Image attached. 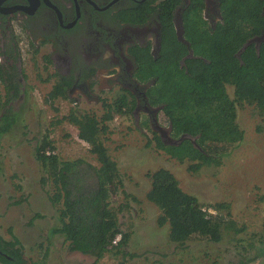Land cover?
Listing matches in <instances>:
<instances>
[{"label":"trees","instance_id":"obj_1","mask_svg":"<svg viewBox=\"0 0 264 264\" xmlns=\"http://www.w3.org/2000/svg\"><path fill=\"white\" fill-rule=\"evenodd\" d=\"M262 4L259 0H222L224 25L213 35L201 34L203 28L198 29L197 23L202 21L191 19L194 26L187 29L191 42L196 52L209 61L189 60V74L179 69V58L173 56L174 52L165 53L160 61H155L158 85L152 96H155V105L163 109L161 118L171 122L174 139L182 135L194 139H184L178 145L166 144L155 131V147L181 163L188 161L191 172L221 167L231 149L244 141L245 131L238 122L240 109L252 107L264 118V43L259 55L250 46L241 59L235 56L250 38L264 29ZM167 18L162 20L169 22ZM140 65L141 72L144 68L143 73L148 72L151 78L153 61L148 59ZM230 88H233L231 94ZM49 96L46 102L67 97L55 91ZM17 98L19 94H14L3 102L0 95V136L11 132L17 124L20 112L15 110ZM106 107L101 112L72 110L63 118L76 126L79 138L90 145V153L98 163L92 168L95 187L84 182L88 170L81 169V161H64L58 155L47 154L48 149H55L48 137L37 145L35 157L46 175L42 185L49 188V201L57 210L50 236L62 239L70 252L91 256L97 261L112 255L118 258V264H133L134 255L126 250L130 235L123 233L120 215L130 209L135 197L125 191L119 164L107 147L112 133L110 123L117 116L129 114L131 109L123 99L113 100L112 104L106 101ZM142 126L151 131L149 125ZM148 143L153 142L148 138ZM147 177L151 181L147 199L161 211L158 223L169 227L174 244L184 245L195 239L219 244L228 238L234 240L231 235L225 238L231 230L235 234L243 233V229L221 214L226 205H211L216 214H210L198 197L183 191L167 168L150 171ZM118 194L125 199L120 204L115 201ZM262 227L260 240L264 243V221ZM10 235L6 238L0 228V264H50V239L49 244L40 245L39 257H35L27 253L18 236L12 231ZM119 235L121 241L114 244Z\"/></svg>","mask_w":264,"mask_h":264},{"label":"rangeland","instance_id":"obj_2","mask_svg":"<svg viewBox=\"0 0 264 264\" xmlns=\"http://www.w3.org/2000/svg\"><path fill=\"white\" fill-rule=\"evenodd\" d=\"M25 58L27 95L17 106V124L0 136L1 232L9 239L12 231L35 257H39L41 244L50 243V264H118L112 255L97 261L70 252L62 239L50 236L57 210L49 201V188L42 185L46 175L35 157L37 145L48 137L55 147L48 151L64 161H81V169L88 170L84 182L89 186L96 185L92 168L98 163L90 145L79 138L77 127L63 119L69 106L62 100L46 102L52 82L37 78L30 59ZM232 91L230 88V94ZM95 105L96 101L82 102L78 109L97 110ZM160 121L167 125L166 119ZM238 122L245 131L244 141L231 149L221 167H206L198 173L189 170L188 161L181 163L158 150L154 142L149 144L146 137L151 132L136 128L131 119L118 118L110 123L107 147L119 164L125 191L135 197L130 209L120 215L122 231L130 235L126 250L134 255L133 264H264V243L260 240L264 221V118L246 106L238 112ZM159 168L170 170L183 191L198 197L204 210L214 211L212 215L216 212L211 205H226L221 214L243 233L231 230L225 238L231 235L234 240L228 238L219 244L198 239L174 244L169 227L158 223L161 211L147 199L151 189L147 174ZM124 200V195H116V204Z\"/></svg>","mask_w":264,"mask_h":264},{"label":"flooded vegetation","instance_id":"obj_3","mask_svg":"<svg viewBox=\"0 0 264 264\" xmlns=\"http://www.w3.org/2000/svg\"><path fill=\"white\" fill-rule=\"evenodd\" d=\"M259 1L264 16V0ZM165 16L169 22L162 20ZM191 19L202 21L197 23L198 29L203 28L201 34L213 35L224 25L222 0H0L2 101L19 94L16 110L27 95L28 57L36 77L52 82L47 99L53 91L65 93L66 98L51 101H65L69 113L86 112L78 109L82 102L96 101V111L101 112L106 101L123 99L131 112L115 119H131L139 129L149 125L152 142L155 131L164 143L183 136L194 141L189 135L174 139L171 122L161 123L163 109L152 96L158 85L155 61L163 54L174 52L186 74L189 60L209 61L194 49L187 30L194 26ZM263 35L264 29L235 56L241 59L250 46L259 55L264 39H258ZM148 59L153 61L151 78L140 70Z\"/></svg>","mask_w":264,"mask_h":264},{"label":"water","instance_id":"obj_4","mask_svg":"<svg viewBox=\"0 0 264 264\" xmlns=\"http://www.w3.org/2000/svg\"><path fill=\"white\" fill-rule=\"evenodd\" d=\"M264 39V35L258 39V42L262 41ZM186 137L183 136L180 140H175V141H171V143H166V144H179L181 142V140H184Z\"/></svg>","mask_w":264,"mask_h":264},{"label":"built area","instance_id":"obj_5","mask_svg":"<svg viewBox=\"0 0 264 264\" xmlns=\"http://www.w3.org/2000/svg\"><path fill=\"white\" fill-rule=\"evenodd\" d=\"M47 154L50 155V154H53V152L48 151ZM209 212H211V214H214V211H213V210L211 211V210L209 209ZM120 238H121L120 235H119L118 237H116V239H115V241H114V244L119 243Z\"/></svg>","mask_w":264,"mask_h":264},{"label":"clouds","instance_id":"obj_6","mask_svg":"<svg viewBox=\"0 0 264 264\" xmlns=\"http://www.w3.org/2000/svg\"><path fill=\"white\" fill-rule=\"evenodd\" d=\"M208 212H209V210H208ZM210 213V212H209ZM121 237V236H120ZM121 239H122V237L120 238V240H119V242L121 241Z\"/></svg>","mask_w":264,"mask_h":264}]
</instances>
